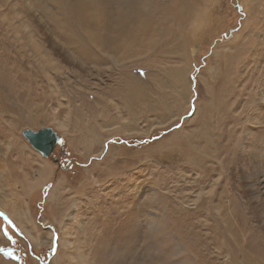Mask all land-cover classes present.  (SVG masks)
Wrapping results in <instances>:
<instances>
[{"label": "rangeland", "instance_id": "obj_1", "mask_svg": "<svg viewBox=\"0 0 264 264\" xmlns=\"http://www.w3.org/2000/svg\"><path fill=\"white\" fill-rule=\"evenodd\" d=\"M98 1L0 0V264H264V0H146L111 52Z\"/></svg>", "mask_w": 264, "mask_h": 264}, {"label": "bare ground", "instance_id": "obj_2", "mask_svg": "<svg viewBox=\"0 0 264 264\" xmlns=\"http://www.w3.org/2000/svg\"><path fill=\"white\" fill-rule=\"evenodd\" d=\"M152 5H154V2H152ZM157 5H155V6L157 7ZM148 7H149V4H148V1H146V0H109V6L107 8L108 15L105 17V23L107 24L108 28L105 31V36H104L103 40L97 44V46H96L97 49L100 50V52L116 51L118 49V44H119V40L121 39V37L127 36V35L128 36L133 35L137 30L140 29V27L143 30V33H146L149 29V27H147V23H149V14H150L148 11ZM155 9L157 10V8H155ZM187 9H188L187 6L185 4H183V2H182L181 6L179 8V11L182 13V19H184V20L187 19V17H186L187 16L186 15ZM72 12H73L72 15L75 17V20L77 22H83L81 19L84 18L83 14H85V12H86V5H82L80 8H79V5H72L70 7V13H72ZM112 12L115 15V18L113 20H111ZM169 16L171 17V14H169ZM188 16H190L189 13H188ZM152 22H154V21H152ZM79 25H81V24H79ZM92 39H94V37H92ZM84 48H86V47H84ZM87 54H88V56L91 55L89 50H87ZM14 81H15V79H14ZM20 81H22V80H20ZM7 153H8V151H7ZM13 215L16 219H18L21 223H23L15 214H13ZM129 216H130L129 224H125L123 222V223H119L117 225V227L108 228L109 231L102 232V237L99 234L96 235V241L99 244H108V242H110V239H109L110 236L114 235L115 236L114 239L117 241V243L119 245L118 248H120L121 250H126L125 253H127V250L129 251L131 249V247L135 244V241L137 239V236H136L137 232L136 231H138L140 228V226L137 223L130 224L132 219H135V217L133 215L132 216L129 215ZM24 231L28 234V236L31 238V240L32 241L34 240L37 244L36 235H34L31 230H28V228H27V231L26 230H24ZM135 236H136V238H135ZM38 239L43 240L44 243L47 241L45 238H42L41 236H39ZM39 242H38V244H40ZM139 243H141V241H139ZM47 245H48V243H47ZM134 247L136 248V246H134ZM134 252L136 253V251H134ZM129 255H126V256H129ZM136 257L134 256L135 259H137ZM138 259H139V256H138ZM83 261L85 263L87 260H85V258L83 257Z\"/></svg>", "mask_w": 264, "mask_h": 264}, {"label": "water", "instance_id": "obj_3", "mask_svg": "<svg viewBox=\"0 0 264 264\" xmlns=\"http://www.w3.org/2000/svg\"><path fill=\"white\" fill-rule=\"evenodd\" d=\"M22 136L28 141L31 147L47 158L54 152L60 141V136L51 128H44L38 131L30 129L24 130ZM0 217L4 219L12 228L15 229L12 222L0 211Z\"/></svg>", "mask_w": 264, "mask_h": 264}, {"label": "crops", "instance_id": "obj_4", "mask_svg": "<svg viewBox=\"0 0 264 264\" xmlns=\"http://www.w3.org/2000/svg\"><path fill=\"white\" fill-rule=\"evenodd\" d=\"M44 173L42 174V179L44 178ZM18 217V216H17ZM14 218V217H13ZM19 218V217H18ZM24 223V222H23ZM30 224H31V221H30ZM28 229H30L29 227H27Z\"/></svg>", "mask_w": 264, "mask_h": 264}, {"label": "snow or ice", "instance_id": "obj_5", "mask_svg": "<svg viewBox=\"0 0 264 264\" xmlns=\"http://www.w3.org/2000/svg\"><path fill=\"white\" fill-rule=\"evenodd\" d=\"M7 255L11 256V255H12V253H11V252H9V253H7Z\"/></svg>", "mask_w": 264, "mask_h": 264}]
</instances>
